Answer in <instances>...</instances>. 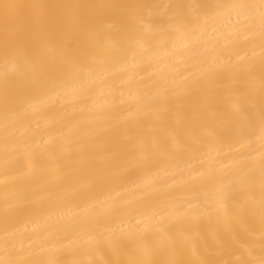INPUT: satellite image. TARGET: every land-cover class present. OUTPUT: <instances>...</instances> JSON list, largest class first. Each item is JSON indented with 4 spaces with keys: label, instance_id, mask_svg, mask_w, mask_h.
Wrapping results in <instances>:
<instances>
[{
    "label": "bare ground",
    "instance_id": "bare-ground-1",
    "mask_svg": "<svg viewBox=\"0 0 264 264\" xmlns=\"http://www.w3.org/2000/svg\"><path fill=\"white\" fill-rule=\"evenodd\" d=\"M41 3H94L110 5L102 10V29L96 47L104 53L127 50L122 59L91 64L93 77H85L81 100L72 103L47 99L30 82L31 64L47 71V65L58 61L60 52L42 48L40 58L31 52H13L6 58L0 36V238L5 233L14 241L53 236L48 250L39 253L42 260L56 264H127L147 250L157 262L169 258V241L176 246V259L192 258V250L200 259L212 264H235L238 259L260 264L264 258L259 222L264 212V183L257 166L246 185L233 187V198L227 209L202 214L198 219L178 221L167 236L146 233L142 237L123 236L114 242L96 245L86 242V221L100 211L101 201L107 208V197L136 200L137 207L159 204L191 194L194 181L186 174L185 157L175 152V144L193 139L212 143L216 134L242 127L247 135L232 137L225 146L215 145L220 155L212 159L230 163L233 155L259 158L260 129L256 121L248 124L251 98L247 81L217 74L210 78L205 90L190 95L180 94L171 103L162 105L156 115L142 122L127 120L135 97L132 84L143 75L149 61L160 63L165 72L183 70V61L201 57L203 49L192 38L182 34L176 25L193 17L214 14L212 5L259 3V0H22ZM142 4L151 7L136 10L125 5ZM223 11V10H221ZM133 18L125 27L122 21ZM109 25H111L109 27ZM217 33L207 29L203 39L211 34L224 42L231 27L226 14L215 20ZM199 35V33H197ZM226 48L221 51L225 63H230ZM258 64L261 49L258 37L241 55ZM131 81V82H130ZM90 89V90H87ZM7 92V112L5 95ZM18 94L29 98L33 107L14 121V100ZM36 97L39 101L31 99ZM258 109V105H257ZM83 138L85 151L77 152L79 144L68 140ZM167 152H161V148ZM64 157L63 167L52 164ZM185 170V171H182ZM207 173V169L204 170ZM147 182V183H146ZM139 198V199H137ZM244 219L253 225L251 233L238 232L236 242L217 243L224 234L225 221L236 224ZM243 245L244 247H241ZM19 247V243H17ZM35 249V245H33ZM5 258L0 239V259Z\"/></svg>",
    "mask_w": 264,
    "mask_h": 264
},
{
    "label": "snow or ice",
    "instance_id": "snow-or-ice-1",
    "mask_svg": "<svg viewBox=\"0 0 264 264\" xmlns=\"http://www.w3.org/2000/svg\"><path fill=\"white\" fill-rule=\"evenodd\" d=\"M108 7L111 6L94 3L0 0V36L3 40L4 55L7 58L10 53L28 51L34 58L39 59L45 46H49L52 51L58 49L59 59L47 65V71L41 72L37 63L31 64L30 82L36 89L41 90L47 99L63 98L68 102L83 103L81 96L86 91L85 77L88 81L93 77L91 64L122 59L128 55L124 49L116 54H109L96 47V39L103 27L102 10ZM124 7L139 12L151 6L134 4ZM210 7L216 10L214 14L206 13L202 19L196 16L176 25V29L182 31L183 35L201 45V57H189L183 61L182 71L175 70L171 73L160 67L162 61L153 64L150 60L143 69L144 74L138 75V79L132 84L135 103L129 106L130 110L125 119L142 122L147 117L158 114L162 105L171 103L172 97L205 90L210 78L217 74H227L229 78L241 77L247 81V95L252 101L248 109V124L252 126L256 121L259 123L258 160L256 157L239 153L231 157L229 164H225L223 160L212 159L213 153L221 154L215 145L225 146L232 137L243 138L247 135L242 127H234L216 134L212 143L197 139L190 143H177L174 146L175 152L185 157L186 174L194 181L190 188L191 194L180 197L179 202L171 200L143 207H137L136 200H118L121 193H117L116 197H107L106 199L111 201L109 206L103 207L104 202L101 201L100 211L94 213L84 224L87 229L86 242L100 245L114 242L125 235L137 238L146 233L167 236L181 219L195 220L202 214L216 212L218 208L215 206L221 205V202H224L222 207L226 210V202L233 198L234 185L243 188L257 166L264 183V0H259V3L217 4ZM222 14H226L227 23L231 25L224 42L211 34L206 40L203 39L209 27L213 33H217L215 20ZM122 23L130 28L134 19L129 18ZM257 37L261 49L258 64L246 59V52L241 55L248 45L254 46ZM226 48H230L227 53L230 63H225L220 54ZM31 99L42 102L36 97ZM7 106L6 92V112ZM31 107L33 104L29 102V98L18 94L14 100L15 111L12 119H21ZM68 143L70 146L80 145L77 152H70L69 156L85 151L83 138L69 139ZM161 152H167V149L162 147ZM64 160V157L54 159L52 164L60 168L63 167ZM253 227L242 218L236 224L226 220L224 234L217 237V243L223 246L229 239L236 242L238 232L251 233ZM259 229L261 240H264V212L261 213ZM0 239L5 253V258L0 259V264H56V261L51 259L45 261L31 258L47 251L54 240L53 236L29 239L26 254L24 241H14L8 233ZM176 251L175 244L170 240L167 260H152L147 250H144L141 257L131 258L127 264H212L198 258L195 249L192 250V258L183 260L175 258ZM235 264H250V261L238 259ZM260 264H264V258L260 260Z\"/></svg>",
    "mask_w": 264,
    "mask_h": 264
}]
</instances>
